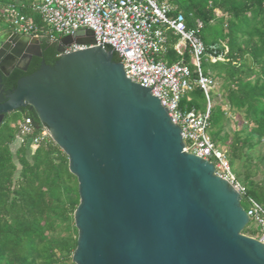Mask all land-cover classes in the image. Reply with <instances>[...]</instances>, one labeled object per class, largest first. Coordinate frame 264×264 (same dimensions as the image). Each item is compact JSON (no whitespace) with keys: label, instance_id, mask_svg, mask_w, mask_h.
I'll return each instance as SVG.
<instances>
[{"label":"water","instance_id":"obj_1","mask_svg":"<svg viewBox=\"0 0 264 264\" xmlns=\"http://www.w3.org/2000/svg\"><path fill=\"white\" fill-rule=\"evenodd\" d=\"M91 30L61 39L54 65L21 77L41 41L0 24V124L30 106L69 158L79 183L75 264H264V244L244 234L241 195L210 160L185 150L180 126L150 87L130 79Z\"/></svg>","mask_w":264,"mask_h":264},{"label":"trees","instance_id":"obj_2","mask_svg":"<svg viewBox=\"0 0 264 264\" xmlns=\"http://www.w3.org/2000/svg\"><path fill=\"white\" fill-rule=\"evenodd\" d=\"M158 1L181 11L188 29H196L197 22H201L198 35L207 54L222 55L223 60L215 62L206 56L204 73L221 81L225 104L243 113L246 125L232 135L226 132L230 119L224 106L216 102L211 106L208 131L217 145L231 140L232 162L250 160L247 150L264 143V0ZM31 2L0 0V24L16 31L4 22L3 10L10 4L17 5L38 28L30 36L38 35L43 54L32 58L26 72L15 68L4 76L7 90L14 89L21 77L38 70L42 61L54 65L60 57L59 42L49 40L47 26ZM167 35V52L162 58L171 64L180 59L173 48L178 36L172 31ZM184 59L189 64V53ZM113 60L120 61L115 52ZM206 103L198 85L181 99V107L186 110L205 111ZM25 117L33 120L34 134L39 133L42 124L30 106L6 114L0 124V264H75L72 257L78 241L74 219L80 202L78 179L69 169L67 154L52 138L39 144L20 142L18 127ZM241 175L239 171L238 178ZM242 185L246 192L241 195V205L247 209V198L251 197L264 208V175L255 179L245 172ZM249 224L242 232L255 236Z\"/></svg>","mask_w":264,"mask_h":264},{"label":"built area","instance_id":"obj_3","mask_svg":"<svg viewBox=\"0 0 264 264\" xmlns=\"http://www.w3.org/2000/svg\"><path fill=\"white\" fill-rule=\"evenodd\" d=\"M33 10L47 26L52 42L60 43L63 37L79 30H91L95 44L74 43L64 52L92 46L112 49L118 54L126 75L134 82L150 87L167 108L181 128L185 150L213 162L216 173L228 180L240 195L245 194V187L231 170L227 153L214 142L208 131L212 106L210 92L215 81L204 73L203 59L207 56V60L215 62L223 57L207 54L198 35L201 22H197L196 29H188L181 11L158 0H39L33 4ZM3 17L22 34L30 35L38 30L32 18L23 14L15 4L4 8ZM169 31L178 36L173 48L180 57L171 64L162 58L167 52ZM186 53L190 55L189 64L184 59ZM195 85L200 86L205 94V111L181 107L182 97ZM18 133L20 142L30 140L32 144L51 138L48 127L43 124L39 133L34 134L35 126L30 117L19 123ZM247 202L245 210L250 222H255L261 231L259 236L252 237L264 244V208L251 197Z\"/></svg>","mask_w":264,"mask_h":264},{"label":"rangeland","instance_id":"obj_4","mask_svg":"<svg viewBox=\"0 0 264 264\" xmlns=\"http://www.w3.org/2000/svg\"><path fill=\"white\" fill-rule=\"evenodd\" d=\"M4 22H6L5 18H4ZM220 89H221V81L215 79L214 88H212L210 92V97L212 101L211 103L212 105L215 104L216 102L221 103L224 106V108L227 110L230 121L228 122V126H226L225 131L232 135L235 132V130L244 128L246 125V121L243 117V113L229 109V107L225 104V98ZM230 143L231 140H229L226 145L219 144V147L222 148L227 153L229 160H230V155H229ZM247 153L250 155V160L248 161L244 162L243 160H236L235 162H232L230 160L231 170L235 174L238 182L241 185H242V177L245 172L250 173L252 177L255 179H260L264 175V168L262 166V156L264 155V143H260L253 149L247 150ZM239 171H241L242 173L240 178H238ZM249 226L251 230L254 231L255 236H259L261 231L260 228L257 226V224L252 221L250 222Z\"/></svg>","mask_w":264,"mask_h":264},{"label":"flooded vegetation","instance_id":"obj_5","mask_svg":"<svg viewBox=\"0 0 264 264\" xmlns=\"http://www.w3.org/2000/svg\"><path fill=\"white\" fill-rule=\"evenodd\" d=\"M35 57V56H34ZM33 58V57H32ZM20 62V60H16L12 57V55L10 54L9 51H7L5 53L4 56H2L1 58V66H4L5 68H8L10 66H14V65H17L18 63ZM30 65V64H29ZM15 69V68H14ZM4 77V76H3ZM4 87V85H3ZM5 91H10V90H7L5 87H4Z\"/></svg>","mask_w":264,"mask_h":264},{"label":"crops","instance_id":"obj_6","mask_svg":"<svg viewBox=\"0 0 264 264\" xmlns=\"http://www.w3.org/2000/svg\"><path fill=\"white\" fill-rule=\"evenodd\" d=\"M18 1H21V0H18ZM39 0H32V4H34V3H37Z\"/></svg>","mask_w":264,"mask_h":264}]
</instances>
